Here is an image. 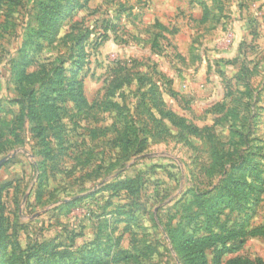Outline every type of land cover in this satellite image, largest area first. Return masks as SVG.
<instances>
[{
    "label": "rangeland",
    "instance_id": "374dc122",
    "mask_svg": "<svg viewBox=\"0 0 264 264\" xmlns=\"http://www.w3.org/2000/svg\"><path fill=\"white\" fill-rule=\"evenodd\" d=\"M45 2L0 0V264L264 262V0Z\"/></svg>",
    "mask_w": 264,
    "mask_h": 264
},
{
    "label": "trees",
    "instance_id": "16d2710c",
    "mask_svg": "<svg viewBox=\"0 0 264 264\" xmlns=\"http://www.w3.org/2000/svg\"><path fill=\"white\" fill-rule=\"evenodd\" d=\"M58 2H59V0H46L45 4H42V9H43V10H42V12H41V15L46 14V13L48 12V9L53 8V7H54V4H55V3H58ZM54 16H55V15L52 14V16L49 18V19H51V21L48 19V20H45V21H43V22H41V23H44V22H47V21H48V23H49L48 25L51 26V27L53 28V27L55 26V24H56L55 22L52 21V18H53ZM37 20L40 22V21H41V18H37ZM118 86H119V84L115 85V89H116V87H118ZM127 129L129 130V133H128V131L126 130V131L124 132V136H123V138L127 141V142H125V143H126V144H129V143H130V138H128V140H127L126 137L130 136V135L133 133V131L131 130V127H129V126L127 127ZM139 132H141V131H139ZM228 182H229V180H228ZM228 182H227V184L225 185L226 188H228V186H229ZM116 186H118V187H123V184H117ZM231 192H232V191H231ZM231 192L225 194V196H226L225 198H231V197H232V196H231ZM260 232H261L260 229H255V230L252 231L251 233H260ZM239 233H241V232H238V231H235V230H230V231L228 232L227 235H224V234H222V233H218V234H217V233H213V234H210V235H208V236H204V237H201V238H199V239H197V240H194V242H196V244L199 243V242H201L202 244H204V245H206V246H212V245H215L216 243H219V244L221 245V248L217 250L216 255H215L216 259L218 260L219 257L221 256V254H222L223 252L229 250V248L226 246V241H227L228 239L234 237V236H237ZM32 255H33V254H32ZM32 255L28 256L27 258H30ZM238 260H239V259L233 260V261H231V263L236 264V262H237ZM94 261H96V260L94 259V260H92V261H89L87 264L96 263V262H94ZM246 262H247V261H246ZM257 264H264V262H263L262 260H260V259H257Z\"/></svg>",
    "mask_w": 264,
    "mask_h": 264
}]
</instances>
